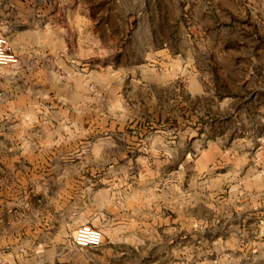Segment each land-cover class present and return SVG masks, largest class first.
I'll use <instances>...</instances> for the list:
<instances>
[{"label": "rangeland", "instance_id": "1", "mask_svg": "<svg viewBox=\"0 0 264 264\" xmlns=\"http://www.w3.org/2000/svg\"><path fill=\"white\" fill-rule=\"evenodd\" d=\"M0 37V264H264V0H0Z\"/></svg>", "mask_w": 264, "mask_h": 264}, {"label": "built area", "instance_id": "2", "mask_svg": "<svg viewBox=\"0 0 264 264\" xmlns=\"http://www.w3.org/2000/svg\"><path fill=\"white\" fill-rule=\"evenodd\" d=\"M17 57L7 49V41L0 37V65L14 64ZM102 232L90 225H81L74 232V243L79 247H95L102 243Z\"/></svg>", "mask_w": 264, "mask_h": 264}]
</instances>
